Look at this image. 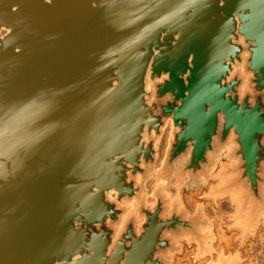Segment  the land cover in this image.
<instances>
[{
    "label": "water",
    "instance_id": "obj_1",
    "mask_svg": "<svg viewBox=\"0 0 264 264\" xmlns=\"http://www.w3.org/2000/svg\"><path fill=\"white\" fill-rule=\"evenodd\" d=\"M211 180L243 248L264 228V0H0V264L200 256L212 223L182 192Z\"/></svg>",
    "mask_w": 264,
    "mask_h": 264
},
{
    "label": "rangeland",
    "instance_id": "obj_2",
    "mask_svg": "<svg viewBox=\"0 0 264 264\" xmlns=\"http://www.w3.org/2000/svg\"><path fill=\"white\" fill-rule=\"evenodd\" d=\"M167 137H169V131L166 133ZM164 137L162 141H166L165 143L168 144L169 138ZM165 139V140H164ZM164 144V142H161L159 145L160 149V158H164L165 156V150L163 153L161 149L163 150V147L161 146ZM168 146V145H167ZM165 146V147H167ZM160 161V160H159ZM161 162L158 163V167H160ZM156 184L155 178L150 179L147 184V192L152 194L154 191V186ZM217 180H211L207 186H200L197 190L191 189L188 190L187 188H184L182 192V197L184 204L186 207L191 211L195 212L199 205L203 206V211L205 213V216L209 219V221L212 223V228L208 231H210L212 240L207 241V248L210 249L209 252L202 254L199 256V247L196 243H188V241H184L183 244V250L181 253H178L172 260V264H223L225 259L229 258L230 260H233L237 253H240L242 257L245 259L247 258L246 264H264V228L260 230L259 228V239L260 241H248L246 246L243 248L240 246V236L242 234V231L237 230L234 228V222L231 221V217L234 211H232V207L228 209L226 206L227 202L220 200L215 203L211 199H206V194L210 193L211 187L213 185H217ZM171 191L176 194L177 188H172ZM155 202V199L152 197V195L149 197V203L153 204ZM226 206L227 209L224 207ZM192 208V209H191ZM224 210V211H223ZM230 210V211H229ZM235 210V209H234ZM223 211V212H222ZM209 216V217H208ZM218 228L223 230L229 238H231V242L229 245L226 244H220L219 243V236L217 233ZM263 239V240H262ZM218 243V244H217ZM218 245V246H217ZM261 245V246H260ZM249 247L252 248L255 247L257 250L255 252L256 257H250L251 250H249ZM246 248V249H245ZM254 253V251H253ZM178 257V258H177ZM263 257V258H262ZM223 258V259H221Z\"/></svg>",
    "mask_w": 264,
    "mask_h": 264
},
{
    "label": "bare ground",
    "instance_id": "obj_3",
    "mask_svg": "<svg viewBox=\"0 0 264 264\" xmlns=\"http://www.w3.org/2000/svg\"><path fill=\"white\" fill-rule=\"evenodd\" d=\"M168 132V131H167ZM167 135V134H166ZM165 137H167V136H165ZM167 138H169V137H167ZM165 140V139H164ZM169 141V140H168ZM162 142H164V144L161 146V148L163 147V150L161 149V151H162V153H163V151H164V149L165 148H167V147H165V146H167L168 144H166L165 142L166 141H162ZM167 143H169V142H167ZM161 145V144H160ZM165 152H166V150H165ZM165 154V153H164ZM160 157H161V155H160ZM162 161H163V158H160V161H159V163L161 162V164H162ZM159 168V167H158ZM110 198L111 199H115V194L114 193H112L111 195H110ZM227 200V199H226ZM149 201V200H148ZM228 201V200H227ZM230 204V203H229ZM229 206V205H228ZM131 207H132V209H134L135 208V204H131ZM224 207H226V206H224ZM192 209V208H191ZM223 209H227V207L226 208H223ZM229 209V208H228ZM224 211V210H223ZM222 211V212H223ZM230 211V210H229ZM209 217V216H208ZM217 233H218V236H219V243L220 244H226V245H229L230 244V242H231V238H229V236H227L226 234H225V232L223 231V230H221L220 228H218V230H217ZM261 233V232H260ZM262 234V233H261ZM257 237H258V235H257ZM260 238V237H259ZM258 239V238H257ZM264 239V238H263ZM262 239V240H263ZM251 241H252V239H251ZM259 241L261 242V240L259 239ZM218 244V243H217ZM218 246V245H217ZM261 246V245H260ZM246 249V248H245ZM178 258V257H177ZM263 258V257H262ZM245 264V263H244Z\"/></svg>",
    "mask_w": 264,
    "mask_h": 264
},
{
    "label": "crops",
    "instance_id": "obj_4",
    "mask_svg": "<svg viewBox=\"0 0 264 264\" xmlns=\"http://www.w3.org/2000/svg\"><path fill=\"white\" fill-rule=\"evenodd\" d=\"M228 201H227V200ZM222 201H225V202H227V204H226V206L228 207V208H231L232 207V211H234V209H235V206L232 204V202H231V200H230V198H224V199H222ZM220 202H221V200H220ZM230 203V204H229ZM229 205V206H228ZM261 229H263V227L262 228H260V230ZM259 231L257 232V235H258V237H257V235H256V237L254 238V239H252L253 241H259ZM258 238V239H257ZM251 241V240H250Z\"/></svg>",
    "mask_w": 264,
    "mask_h": 264
},
{
    "label": "built area",
    "instance_id": "obj_5",
    "mask_svg": "<svg viewBox=\"0 0 264 264\" xmlns=\"http://www.w3.org/2000/svg\"><path fill=\"white\" fill-rule=\"evenodd\" d=\"M249 250H251V252L252 253H250V257L252 258V257H256L254 254H255V252H256V248L255 247H253V251H254V253H253V251H252V248L251 247H249ZM247 258H248V256H247ZM247 258L245 257V264L247 263Z\"/></svg>",
    "mask_w": 264,
    "mask_h": 264
}]
</instances>
